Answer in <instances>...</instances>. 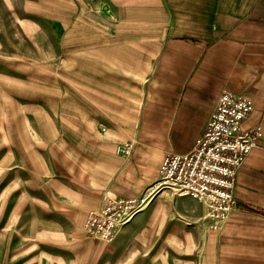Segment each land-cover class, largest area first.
Here are the masks:
<instances>
[{
    "label": "crops",
    "instance_id": "1",
    "mask_svg": "<svg viewBox=\"0 0 264 264\" xmlns=\"http://www.w3.org/2000/svg\"><path fill=\"white\" fill-rule=\"evenodd\" d=\"M123 2L140 5L99 22L107 41L83 55L82 91H67L63 104H50L64 119L49 125L59 142L36 143L56 156L50 181H40L54 205L50 215L34 206L33 220L71 227L79 241L88 211L100 206L105 190L135 196L154 185L166 154L196 145L219 94L230 89L253 100L244 125L261 124L263 135L238 169L236 207L223 228L211 227L202 202L166 189L114 240L122 252L145 236L163 258L183 250L187 239L200 246L209 239L210 264H264V0ZM140 51L152 60L139 86ZM124 142L133 144L131 153L117 150Z\"/></svg>",
    "mask_w": 264,
    "mask_h": 264
},
{
    "label": "rangeland",
    "instance_id": "2",
    "mask_svg": "<svg viewBox=\"0 0 264 264\" xmlns=\"http://www.w3.org/2000/svg\"><path fill=\"white\" fill-rule=\"evenodd\" d=\"M123 1L0 0V264H210L209 239L201 246L187 239L183 250L158 258V245L151 250L145 236L132 250L119 252L114 239L89 236L84 226L81 235V213L76 242L71 227L33 220L34 206L50 215L54 205L49 186L40 187V181H50L56 156L36 143L59 142L49 125L64 119L56 108L51 113L50 104H63L67 91H82L81 59L97 53L88 50L91 44L107 41L99 22L140 5ZM138 53L140 86L152 54Z\"/></svg>",
    "mask_w": 264,
    "mask_h": 264
},
{
    "label": "built area",
    "instance_id": "3",
    "mask_svg": "<svg viewBox=\"0 0 264 264\" xmlns=\"http://www.w3.org/2000/svg\"><path fill=\"white\" fill-rule=\"evenodd\" d=\"M253 108L252 99L224 89L196 145L187 152L166 154L158 180L141 194L124 196L105 190L100 206L87 213L83 225L86 234L113 240L121 228L166 189L202 202L211 227L222 229L236 207L238 169L263 135L261 124L244 125ZM117 150L131 153L133 144L124 142Z\"/></svg>",
    "mask_w": 264,
    "mask_h": 264
}]
</instances>
